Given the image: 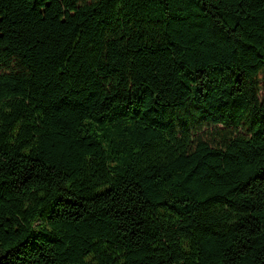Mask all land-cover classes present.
Wrapping results in <instances>:
<instances>
[{
  "label": "trees",
  "instance_id": "trees-1",
  "mask_svg": "<svg viewBox=\"0 0 264 264\" xmlns=\"http://www.w3.org/2000/svg\"><path fill=\"white\" fill-rule=\"evenodd\" d=\"M264 0H0V264H264Z\"/></svg>",
  "mask_w": 264,
  "mask_h": 264
},
{
  "label": "rangeland",
  "instance_id": "rangeland-1",
  "mask_svg": "<svg viewBox=\"0 0 264 264\" xmlns=\"http://www.w3.org/2000/svg\"><path fill=\"white\" fill-rule=\"evenodd\" d=\"M260 84L263 86V89H264V82L263 81H260Z\"/></svg>",
  "mask_w": 264,
  "mask_h": 264
}]
</instances>
